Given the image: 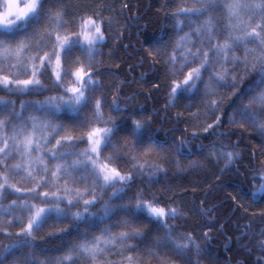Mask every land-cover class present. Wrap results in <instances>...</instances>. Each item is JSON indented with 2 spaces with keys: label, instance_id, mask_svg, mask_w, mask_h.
I'll return each mask as SVG.
<instances>
[{
  "label": "clouds",
  "instance_id": "obj_1",
  "mask_svg": "<svg viewBox=\"0 0 264 264\" xmlns=\"http://www.w3.org/2000/svg\"><path fill=\"white\" fill-rule=\"evenodd\" d=\"M12 2L0 264H264V0Z\"/></svg>",
  "mask_w": 264,
  "mask_h": 264
},
{
  "label": "snow or ice",
  "instance_id": "obj_2",
  "mask_svg": "<svg viewBox=\"0 0 264 264\" xmlns=\"http://www.w3.org/2000/svg\"><path fill=\"white\" fill-rule=\"evenodd\" d=\"M17 2H18V0H13V2L10 3V5H9V11L10 12L16 11L19 14L23 15V14H26L30 9L35 7V0H29V2L23 8H17L16 7ZM89 23H90L89 21H85V25H84L85 29H87V27L89 26ZM97 31H99V29H97ZM84 36H85V39H89V40L92 39L90 33L87 30H85ZM79 74L80 73L78 72L77 75H79ZM154 211H161V210L154 209Z\"/></svg>",
  "mask_w": 264,
  "mask_h": 264
}]
</instances>
